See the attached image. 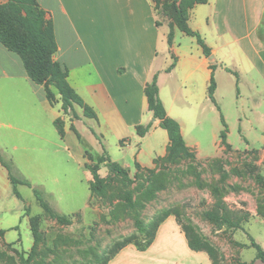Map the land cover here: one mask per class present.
Returning <instances> with one entry per match:
<instances>
[{
    "label": "crops",
    "instance_id": "obj_1",
    "mask_svg": "<svg viewBox=\"0 0 264 264\" xmlns=\"http://www.w3.org/2000/svg\"><path fill=\"white\" fill-rule=\"evenodd\" d=\"M6 1L0 0V5ZM37 1L52 20L57 43L55 60L68 69L70 87L94 111L95 117L87 118L77 108L78 120L68 122L59 95L51 105L43 87L28 78L20 58L0 43V140L37 141L42 142L41 148L49 144L52 153L57 155L65 150L77 158L78 167L84 171H88L86 154L99 158L102 152L124 168H131V162L133 166L137 163L150 168L156 159L167 155L169 147L168 133L148 110L144 93L154 76L164 109L179 123L190 149L198 146L197 141L189 143L187 136L193 140L190 134L202 123L198 112L202 106L205 113L206 109L211 113L213 109L217 111L212 113L216 125L221 117L225 120L218 107L221 93H231L234 88L239 92L264 93V42L259 36L264 0H207L192 9L188 26L200 34L210 50L209 56L203 54L194 38L185 41L176 33L169 46L168 31L157 24L152 0ZM212 76L214 102L208 96ZM253 97L252 102H264L258 95L256 100ZM181 101H185L186 111L179 107ZM57 119L64 124L63 139L54 125ZM254 121L262 131L264 123L258 113ZM148 125L149 130L140 137L137 128ZM252 130L253 140L261 143L256 150L264 152V133L261 136L256 129ZM108 142L112 143L113 152L107 150ZM96 144L101 153H93ZM0 167L5 168L1 159ZM91 180L90 175L87 182ZM0 231L6 244L21 249L16 225ZM9 232L14 236L9 237ZM162 241L170 245L163 248ZM29 243L32 247V236ZM257 244L264 251V243ZM177 252L182 253L185 261L165 262ZM244 263L264 264L256 257ZM108 264L212 263L205 253L188 248L184 233L174 217H169L146 251L129 245Z\"/></svg>",
    "mask_w": 264,
    "mask_h": 264
},
{
    "label": "rangeland",
    "instance_id": "obj_2",
    "mask_svg": "<svg viewBox=\"0 0 264 264\" xmlns=\"http://www.w3.org/2000/svg\"><path fill=\"white\" fill-rule=\"evenodd\" d=\"M172 1L152 0L157 24L165 26L168 33L171 25L178 38L193 40L179 30ZM259 36L264 42V18ZM257 95L264 100L263 92H239L235 88L218 96V107L230 133L231 144L226 134L228 146L221 143L222 122H213L212 113L217 111L206 109L205 113L202 106L198 110L202 123L190 134L193 140L187 136L189 143L197 141L198 146H187L189 153L181 158L166 155L156 159L150 168L137 163L133 166L131 162V168L123 167L131 179L127 187L109 175L105 163H101L103 196L90 198L87 179L91 174L80 169L77 158L65 150L56 155L49 144L41 148L42 142L0 140L1 163L10 166L14 177L31 185H17L21 198H16L7 169L0 167V228L16 225L22 241L21 249L6 244L0 231V264L94 263L114 242L136 233L125 200L128 192L144 223L155 215L176 211L182 223L194 226L216 249L221 264H247L244 261L257 254L252 242L264 243V152L256 150L261 143L253 140L252 130L256 129L257 135L264 133L254 121L258 113L264 123V102H252L251 98L255 96L256 100ZM184 102L179 107L186 111ZM64 116L68 122L78 120L70 112ZM105 145L113 152L111 142ZM94 146L93 153H101V148ZM100 158L105 160L107 153L102 152L99 158L87 153L86 166H95ZM127 160L131 161L129 157ZM32 188L40 190L51 210L66 221L51 218L41 208ZM8 236L14 233L9 232ZM160 245L165 248L170 243L162 241ZM183 261L180 252L165 259L166 263Z\"/></svg>",
    "mask_w": 264,
    "mask_h": 264
},
{
    "label": "trees",
    "instance_id": "obj_3",
    "mask_svg": "<svg viewBox=\"0 0 264 264\" xmlns=\"http://www.w3.org/2000/svg\"><path fill=\"white\" fill-rule=\"evenodd\" d=\"M206 1L173 0L171 6L174 7L179 30L186 36L195 38L197 44L202 48L203 54L209 56L210 50L205 45L200 34L193 31L187 24L191 10L197 5L206 3ZM173 39L174 29L170 25L167 35L169 46L172 45ZM0 43L20 58L28 78L34 84L43 87L46 98L51 105L55 104V96L59 95L63 114L66 115L70 112L74 117H77L76 109L80 108L85 117H95L94 111L84 104L74 89L70 87L68 83V69L55 60L57 43L52 20L50 15L41 8L37 0H9L7 3L0 5ZM170 70L171 68L168 69V71ZM233 75L237 77V74L233 73ZM214 89L215 82L212 76L211 86L208 90V96L212 102H214ZM144 93L148 103V110L152 113L154 119L160 121L161 128L165 129L168 133V158H181L183 155L188 154L189 148L182 137L179 123L167 115L159 98L157 76H154L152 81L146 85ZM221 122L224 127L220 133L221 143L224 146H228L226 142L227 128L223 117H221ZM54 125L60 138L63 139L65 135L63 121L57 119ZM149 128L150 125L139 127L137 128V134L143 137ZM104 159L100 158L97 164L91 168L86 166L92 176V180L89 182L91 197L95 195L103 196L105 193L103 187L104 180L99 175V165L103 162L109 175L122 181L126 187L131 184L127 171L120 164L111 161L108 156ZM2 165L8 171L12 193L16 198L20 199L21 196L17 190V185L31 187L30 183L20 181L11 174L10 166L3 162ZM32 190L41 208L51 218H55L59 222L66 221L64 216H59L51 210L50 206L43 200L40 190L36 188H32ZM125 200L134 220L136 233L114 242L103 256L95 258L94 263L78 262L73 264H108L121 250L132 244L137 251H146L154 242L160 225L171 216L174 217L176 223L180 226L186 237L188 248L191 251L203 252L208 256L212 264H221L216 249L207 242L206 238L194 226L182 223L176 211H166L155 215L148 223H144L136 211V205L131 192L126 194ZM252 248L257 252L256 258L264 263V251L254 242H252Z\"/></svg>",
    "mask_w": 264,
    "mask_h": 264
}]
</instances>
